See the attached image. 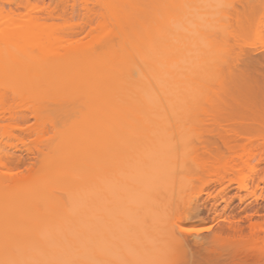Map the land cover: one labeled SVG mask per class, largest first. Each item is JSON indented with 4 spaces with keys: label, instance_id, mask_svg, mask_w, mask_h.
Masks as SVG:
<instances>
[{
    "label": "bare ground",
    "instance_id": "1",
    "mask_svg": "<svg viewBox=\"0 0 264 264\" xmlns=\"http://www.w3.org/2000/svg\"><path fill=\"white\" fill-rule=\"evenodd\" d=\"M13 1L16 8L31 9L28 13L36 23L34 31L39 39L34 37L30 44L31 33L0 38V90L13 88V99L21 95L24 106L39 109L52 103L72 115L56 134L61 148L41 154L43 168L35 178L29 182L0 178V264H127L119 258L138 245L143 246V252L131 264H178L183 259V244L177 236L198 237L209 232V227L181 226L177 217L168 223L169 232L163 231L166 223L153 227L161 232L130 225L142 217L154 219L150 216L161 207L169 210L170 203L176 209L173 204L182 200L177 182L185 173L186 159L183 162L184 156L181 159L178 151L192 150L183 144L188 134L181 126L203 120L201 105L208 98L207 104H212L211 99L221 91L212 58L205 49L190 47L209 24L207 16H224L229 3L223 0L225 7L219 3L205 9L203 3L211 4L212 0H94L97 9L94 5L89 9L87 0H79L83 3L78 11L88 20L86 25H95V30L104 33L99 43L106 52L98 51L101 56H96L94 49L82 48L84 51L78 53L67 50L69 41L53 30L51 21L60 18L59 13H68L67 6L61 5L63 1L56 0L64 7L58 9L57 4L51 9L42 1L41 5ZM198 3L204 9L193 16L191 11L189 17L175 13L178 8L177 13L195 9ZM57 10L61 12L56 15ZM109 25L125 30L117 36L119 49L112 44L114 53L106 36ZM110 33L116 37L112 30ZM174 35L176 42L166 46ZM200 41L202 46V38ZM10 49L20 52L21 59L10 57ZM78 104L83 108H74ZM173 123L182 124L179 128L185 130L181 148L173 149L170 140ZM228 131L226 134H231ZM113 133L129 134L133 140L129 139V146L124 145L114 160L109 142ZM147 139L150 146L155 145L153 150L134 148ZM229 142L223 144L228 157H238ZM202 149L206 160L222 156L219 150L210 153L205 145ZM140 161L142 169L138 167ZM0 168H5L1 162ZM176 172L174 186L171 178ZM247 185L242 183V188L247 190ZM185 200L180 203L188 205L189 200ZM179 202L177 206H181ZM155 234L162 239L153 240Z\"/></svg>",
    "mask_w": 264,
    "mask_h": 264
},
{
    "label": "rangeland",
    "instance_id": "2",
    "mask_svg": "<svg viewBox=\"0 0 264 264\" xmlns=\"http://www.w3.org/2000/svg\"><path fill=\"white\" fill-rule=\"evenodd\" d=\"M29 1L30 3L36 1L38 4L42 1L43 4L54 8L56 4H59L56 0ZM64 1L66 2V0L59 2H62V6H67L65 12L68 11V13H64L65 16L59 13L64 8L59 4L56 9L62 8L57 10L56 15L59 13L58 16L62 15V18L55 15L56 18L52 21L49 20L54 24L55 33L69 41L68 44H65L67 50L73 51L74 49L75 53H78L82 48L84 50L88 48L91 51L94 49V54L101 56L99 52H106L101 42L99 43L104 38V33L95 30V25L93 28L86 25V22L89 24L88 20L86 21L83 13L78 11L82 1L68 0L66 3ZM87 1L89 9L96 7L94 0ZM165 1L163 0V2ZM212 1L211 4L210 1L200 2H204L205 9L212 4L217 5L221 4V1L223 2V0ZM226 1L230 5H226L224 16L219 14L207 16L210 20L209 24L204 30H201V33L205 34L197 36L199 40L206 39L202 42L203 48L200 44L201 41L199 42L197 39L194 43L198 46L194 44L192 45L194 48L190 47L193 50L205 49L212 58L216 73H218L217 80L221 84H219L221 91L219 90L217 96L211 99L212 104H207L210 100L208 98L206 104L204 101V106L201 105L199 113L203 120L200 118V122L190 121L192 123L188 121V124L183 122L185 127L179 124L181 128H185V134L189 135H187L189 138L186 137V141L183 140L186 136H184L185 130L181 131L179 125H174L176 123L171 124L169 136L173 143V149H175L174 146L181 148L180 146L183 147V144L185 146L188 144L187 147H190L188 149L192 150L189 151L190 153L187 151L179 153L180 151H178L181 159L184 156L183 162L186 161V165L183 166L186 170L181 167L185 173L182 174V170L180 171L182 179L178 182V172L171 178L173 185L174 182L175 185L176 182L178 186L180 185L181 190L177 187L182 194L180 202L184 203L183 200L186 199L189 200V204L186 205V200L185 205L178 200V205L181 204V206H177L178 202L173 204V199L172 204L176 209H173L170 203V207L169 204L166 205L169 210L166 207H161L156 214L150 216L154 219L142 217L133 220L130 225L131 228L138 225L141 228L149 229V232H161L162 230L153 227L166 223L163 231L169 232L171 229L168 228V223L177 217L180 218L181 226L203 225L209 227V232L198 237L177 234L183 244L180 249L183 259L178 264H264V0ZM160 2L163 3L162 0ZM174 2H178V0ZM205 5L208 6L205 7ZM221 5L223 6V4ZM199 6L183 13L181 11L177 13V11L179 12L178 8L175 13L180 16L183 14L182 17H186L187 14L189 17L188 14L191 11L192 15L190 16H193L204 9L201 5ZM217 6L215 9H219ZM23 10L20 7L16 8L13 0H0V17L2 18L0 38L3 39L10 33L12 36L16 34L19 37L31 33L33 38L30 39L31 41L29 40L30 44H33L34 37L36 40L39 39L38 34L34 31L36 23L28 13L31 9ZM193 10L197 11L192 12ZM33 13L36 14L34 11ZM118 13L117 9L115 14L118 15ZM165 17H167V12H165ZM93 18L94 15H92ZM161 18L159 19L164 22L165 18ZM147 25H144L145 30H149V26H151L149 25L147 29ZM108 28L106 36H108L109 46L112 48L111 53H114L116 49H119L117 36L125 30L112 25H109ZM110 29L116 37H110ZM97 37L100 40H97ZM173 37L175 38V35L170 38V42H167L166 46L174 43ZM29 38L31 37L28 36L27 39ZM145 41L146 36L143 38L144 43ZM112 44H115L114 51ZM83 49L82 51H84ZM8 55L15 60L22 57L21 53L15 49H10ZM181 56L183 57L181 58ZM181 56L178 59L183 60L184 53ZM10 90H0V101L4 104L0 103L2 105L0 106V162L5 167L0 168V178L8 182L14 180L29 182L36 177L43 166L44 159L41 154L49 150L55 152L61 148L57 143L56 134L67 126V121L72 114L64 113L63 108L52 103L39 109L30 105L24 106L21 104V95L19 98L13 99ZM33 90L35 91L34 88ZM76 106L74 108H83L82 104ZM225 130H229L228 132L231 134H226ZM233 132L236 133L233 135ZM118 134L113 133L109 137L110 147H113L111 150L113 160L123 152L124 145L128 144L129 146V139H131L129 134H121V136ZM235 134H239V136L237 135L236 138ZM110 138L113 140L111 141ZM180 140L184 141L182 145L179 144L182 143ZM149 141L151 140L147 139L142 144L133 146L134 148L148 149L151 147L152 149L154 144L152 143L153 145L150 146ZM226 141L227 143L231 142L230 145L236 149L238 157H228L223 146ZM204 145L207 146L210 153L219 150L221 158L206 160L203 157L202 148ZM181 159L179 163H182ZM184 159L186 160L184 161ZM138 165L139 168H144L143 161H140ZM44 166L46 167V165ZM113 170H115L114 167ZM163 180L165 181L164 177ZM163 183L160 184L163 185ZM242 183L248 184L247 190L242 188ZM174 197L175 200L178 198L176 195ZM161 237V235L155 234L153 240L162 239ZM142 252L143 246L138 245L119 260L131 264L132 259L139 257Z\"/></svg>",
    "mask_w": 264,
    "mask_h": 264
}]
</instances>
